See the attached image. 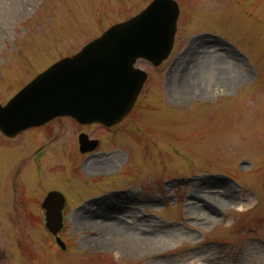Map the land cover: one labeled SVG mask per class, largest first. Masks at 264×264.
Segmentation results:
<instances>
[{"label":"rangeland","instance_id":"obj_1","mask_svg":"<svg viewBox=\"0 0 264 264\" xmlns=\"http://www.w3.org/2000/svg\"><path fill=\"white\" fill-rule=\"evenodd\" d=\"M149 1L0 0V104ZM176 1L173 56L146 68L136 117L96 135L112 139L100 154H78V134L95 127L69 120L17 145L0 137V264H182L191 253L199 264H264V0ZM52 188L72 193L67 253L39 210ZM195 196L213 213L187 208Z\"/></svg>","mask_w":264,"mask_h":264},{"label":"water","instance_id":"obj_2","mask_svg":"<svg viewBox=\"0 0 264 264\" xmlns=\"http://www.w3.org/2000/svg\"><path fill=\"white\" fill-rule=\"evenodd\" d=\"M176 18L177 9L172 4L159 0L140 17L113 28L101 40L90 44L77 58L62 61L52 67L37 80L38 83L36 82L34 87L31 86L32 88H28L23 93L20 100L21 106L31 104L34 101L30 97L36 96L35 102L61 109L68 103L63 98L66 95V89L62 87L61 80H64L66 72L75 70L77 65L83 72L100 71L95 72L97 77H92V75L89 77L77 76L73 82L78 90L82 85L92 82L94 79L100 80L105 76L107 82L113 79L109 86L114 87L115 96L112 97L114 109L119 112L118 115L121 111L127 113L143 84L136 72L131 69L135 57L142 53L134 50L129 51V47L143 45L144 38L141 33L143 25L156 20L166 31L163 37L165 41L173 33ZM127 56L131 57V60L127 61ZM47 88L49 89L46 91ZM43 91H45L44 94ZM117 118H121V114ZM49 217L52 221L50 228L55 232L60 227V224L57 225L60 219L59 214L52 213Z\"/></svg>","mask_w":264,"mask_h":264},{"label":"bare ground","instance_id":"obj_3","mask_svg":"<svg viewBox=\"0 0 264 264\" xmlns=\"http://www.w3.org/2000/svg\"><path fill=\"white\" fill-rule=\"evenodd\" d=\"M175 70H174V68L170 71V73H169V79H168V84H170V88H171V82H170V80L171 81H173L174 80V75H175V72H174ZM173 86V85H172ZM97 166H100L101 164H96ZM107 165H108V163L107 162H104L103 163V168L105 169L106 167H107ZM100 169H102V168H92V167H89V168H87V172H92V173H96V172H98ZM103 171V169L102 170H100V172H102ZM227 192V194L226 195H224L223 197L225 198V199H227L229 196H228V194L230 195V193H231V191H226ZM209 201H207V200H203L202 198H199V197H192L190 200H189V202L187 203V208H189V209H191V210H193V211H199L201 208H203L204 206H205V208L207 209V211L208 212H211V213H213V211H212V205L210 206L209 204L210 203H208ZM120 203V202H119ZM102 206H103V208H108V206L106 205V203H104L103 202V204H102ZM116 207H118V205H116ZM121 219V218H120ZM177 232V231H176ZM118 234V236H119V238H121V239H124V238H126L124 235H122V234H119V233H117ZM128 239L127 240H129V243H131V244H133L134 245V241L133 240H135V243H137V240L138 239H131V238H129V237H127ZM148 240V239H147ZM149 241V240H148ZM133 245H130V247H132ZM136 245V244H135ZM178 258V261L177 262H180V263H182V264H199V262H200V256L199 255H195V253H191V254H187V255H180V256H178L177 257Z\"/></svg>","mask_w":264,"mask_h":264}]
</instances>
